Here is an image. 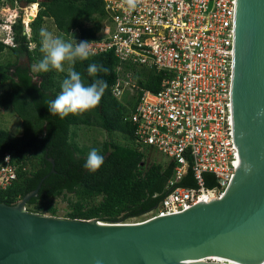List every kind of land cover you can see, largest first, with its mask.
Segmentation results:
<instances>
[{
    "label": "built area",
    "instance_id": "1",
    "mask_svg": "<svg viewBox=\"0 0 264 264\" xmlns=\"http://www.w3.org/2000/svg\"><path fill=\"white\" fill-rule=\"evenodd\" d=\"M101 1L105 16L96 37L76 43L89 42L95 54L113 51L119 65L112 95L122 99L139 90L126 116L134 147L145 154L154 149L162 161L173 163L159 203L131 222L220 198L235 173L237 153L231 96L234 0H141L131 12L124 0ZM20 2L0 4L9 12L6 20L0 17V40L9 45ZM22 22L29 35L30 21ZM131 66L161 73L160 88H139ZM17 168L10 153L0 152V189L16 179ZM188 169L195 185H177ZM204 173L213 175V186L205 185Z\"/></svg>",
    "mask_w": 264,
    "mask_h": 264
},
{
    "label": "trees",
    "instance_id": "2",
    "mask_svg": "<svg viewBox=\"0 0 264 264\" xmlns=\"http://www.w3.org/2000/svg\"><path fill=\"white\" fill-rule=\"evenodd\" d=\"M7 1L14 4L13 0ZM35 2L38 10L28 23L29 35L24 29L22 11L18 9L11 24L14 44L0 40V53L7 51L13 58L0 62V107L10 108L20 119L22 128L19 135L0 128V152L10 153L18 165L16 179L0 189V202L15 204L46 176L37 194L26 202L28 211L56 215L57 210L51 204L53 199L71 195L70 210L65 214L68 218L125 222L138 217L156 206L165 194L164 186L172 174L173 163L148 160L143 151L134 147L133 125L126 116L134 109L139 90L122 99L112 95L111 85L119 65L113 51L100 52L75 63L74 69L81 73L85 84L102 79L108 86L96 108L83 114H69L63 119L50 114L47 106L59 94L67 72L51 68L48 72L33 70V65H38L44 56L40 36L44 20L50 18L63 35L77 31L75 41L92 39L105 16L102 1L27 0V3ZM91 63L103 65L109 71L90 76L87 67ZM123 67L129 68L124 64ZM131 68L139 88L151 91L160 88L161 73ZM80 126H98L109 134L119 132L125 141L118 142L109 135L99 147L82 146L75 138ZM92 149L104 157L103 165L96 172L83 167ZM203 176L206 186L214 185L212 174ZM177 185H195L190 169Z\"/></svg>",
    "mask_w": 264,
    "mask_h": 264
},
{
    "label": "water",
    "instance_id": "3",
    "mask_svg": "<svg viewBox=\"0 0 264 264\" xmlns=\"http://www.w3.org/2000/svg\"><path fill=\"white\" fill-rule=\"evenodd\" d=\"M231 96L235 173L220 198L140 222L59 217L25 208L44 176L0 202V264L263 263L264 0H234Z\"/></svg>",
    "mask_w": 264,
    "mask_h": 264
},
{
    "label": "clouds",
    "instance_id": "4",
    "mask_svg": "<svg viewBox=\"0 0 264 264\" xmlns=\"http://www.w3.org/2000/svg\"><path fill=\"white\" fill-rule=\"evenodd\" d=\"M127 9L131 12L137 8L141 0H124ZM41 51L43 59L36 65L39 72H48L51 69L57 72H67L66 78L61 83L59 94L48 102L50 114L63 119L69 114H83L96 108L107 88V82L96 79L90 84H85L81 73L74 69L77 61H86L95 55L91 50L89 42L76 43L73 39L65 40L62 36L54 35L47 29L40 30ZM67 64V69L65 65ZM108 68L97 63H91L87 67L90 76L98 73H107ZM104 163V157L97 149L88 153L83 167L91 172H96ZM99 264V261H97Z\"/></svg>",
    "mask_w": 264,
    "mask_h": 264
},
{
    "label": "rangeland",
    "instance_id": "5",
    "mask_svg": "<svg viewBox=\"0 0 264 264\" xmlns=\"http://www.w3.org/2000/svg\"><path fill=\"white\" fill-rule=\"evenodd\" d=\"M3 0H0V4H2ZM4 2H8L7 0H4ZM21 3V2H20ZM19 3V7L21 9L22 14V20H24V15L26 17V21L29 20V16L27 9L31 5V3H27L25 7H21ZM34 5V4H33ZM32 5V6H33ZM36 13V8H35ZM0 17L3 19H7L9 17V12L7 10V7L3 9L0 5ZM31 19V18H30ZM25 21V20H24ZM48 25L46 26V29L50 32H52L54 35L62 36L65 40H71L72 37L75 40L78 36L77 31H73L68 36L61 34L54 26L51 20L47 21ZM51 23V25H50ZM49 25L51 27H49ZM2 33V30H0V35ZM13 58L7 53V51H3L0 53V62H5L6 60H12ZM25 61V59H22V61ZM36 65H33V70L36 71ZM67 64L65 65V68L67 69ZM0 128L8 130L13 135H18L21 133V125L19 123L18 117L12 112V110L8 107H0ZM115 139L118 142H124L125 139L122 137V135L119 132H112L107 133L102 128L98 126H80L76 129V136L75 138L78 140L79 144L82 146H94L99 147V145L102 144L104 140H107L110 138V136ZM96 145V146H95ZM98 145V146H97ZM146 157L148 160H163L165 157L157 152L154 149H149L148 153L146 154ZM149 162V161H148ZM147 163V162H146ZM68 198H71V195L66 196H58L51 204L55 206L56 208V215L59 217H65V214L70 210L69 200ZM47 214V213H45ZM133 221V218L126 220L125 222H131Z\"/></svg>",
    "mask_w": 264,
    "mask_h": 264
},
{
    "label": "bare ground",
    "instance_id": "6",
    "mask_svg": "<svg viewBox=\"0 0 264 264\" xmlns=\"http://www.w3.org/2000/svg\"><path fill=\"white\" fill-rule=\"evenodd\" d=\"M34 4V5H33ZM33 4H31L29 7H28V9H27V12H28V15L27 16H34L35 15V8L37 7V4H35V3H33ZM33 5V6H32ZM24 20L26 21V17H25V15H24ZM29 20H30V17H29ZM215 260H217V259H215ZM218 261H222V260H218ZM229 264H235V263H233V262H229ZM261 264H264V262L263 263H261Z\"/></svg>",
    "mask_w": 264,
    "mask_h": 264
},
{
    "label": "crops",
    "instance_id": "7",
    "mask_svg": "<svg viewBox=\"0 0 264 264\" xmlns=\"http://www.w3.org/2000/svg\"><path fill=\"white\" fill-rule=\"evenodd\" d=\"M36 4V3H35ZM37 10H38V4H37V7H36V13H37ZM49 20H51L50 18H46L45 20H44V22H43V24H42V29H46V26L48 25L47 23V21H49ZM52 21V20H51ZM52 23H53V21H52ZM50 25H51V23H50ZM49 25V27H51ZM53 26L55 27V25H54V23H53ZM56 28V27H55ZM57 29V28H56ZM13 112V111H12ZM14 113V112H13ZM17 116V115H16ZM18 117V116H17ZM19 119V118H18ZM19 123H20V119H19ZM21 125V124H20ZM21 130H22V128H21ZM19 135V134H18Z\"/></svg>",
    "mask_w": 264,
    "mask_h": 264
}]
</instances>
